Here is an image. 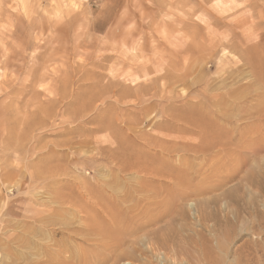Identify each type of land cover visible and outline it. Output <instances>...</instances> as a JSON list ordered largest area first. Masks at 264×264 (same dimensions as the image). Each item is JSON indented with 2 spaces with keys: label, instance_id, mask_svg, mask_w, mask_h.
<instances>
[{
  "label": "rangeland",
  "instance_id": "1",
  "mask_svg": "<svg viewBox=\"0 0 264 264\" xmlns=\"http://www.w3.org/2000/svg\"><path fill=\"white\" fill-rule=\"evenodd\" d=\"M263 85L264 0H0V219L9 226L0 236L39 230L60 206L77 238H96L114 215L99 191L120 182L137 201L182 206L177 222L188 232L212 239L218 230L222 264H264ZM203 106L236 139L215 162L185 160L182 150L204 141ZM87 242L78 255L88 245L97 254Z\"/></svg>",
  "mask_w": 264,
  "mask_h": 264
},
{
  "label": "bare ground",
  "instance_id": "2",
  "mask_svg": "<svg viewBox=\"0 0 264 264\" xmlns=\"http://www.w3.org/2000/svg\"><path fill=\"white\" fill-rule=\"evenodd\" d=\"M252 60H250V62ZM119 84H121V83H119ZM136 84L134 83V86ZM261 84H262V82H261ZM261 84H259V85L262 86ZM117 85L118 84H116V86ZM63 86H65V85L63 84ZM137 86H138V84H137ZM130 88L133 89L132 86H130ZM138 88L140 89V87H138ZM257 89H258V87H257ZM242 91H244V90H242ZM242 91L240 92L241 95H242V93L243 94L246 93V92L244 93ZM257 91H259V90H257ZM68 93H69V91H68ZM236 94H237L236 96H239L240 95L238 93V91H237ZM122 95H121V97H122ZM231 96H234V95L232 94ZM240 96H239V98H240ZM262 96H264V95H262ZM123 97H125V95H123ZM125 98H127V96ZM260 98H261V96H260ZM263 98H261V99H263ZM242 99H243V97H242ZM228 102H229L228 100H225V103L223 105H226V103H228ZM213 105H215V104H213ZM263 105H264V103L261 104L262 107H263ZM226 106H228V104ZM226 106H225V108H226ZM261 106H259V107H261ZM205 108L206 107H204V109ZM195 110H196V107H195ZM205 110H206V114H207V109H205ZM205 110H204V112H205ZM215 110L217 111V109H215ZM179 111H181V110H179ZM208 111H209V109H208ZM191 112H192V110H191ZM198 112H200V111H197L195 113H198ZM189 113L190 112H188V114ZM261 113H263V111L262 112H259V114H261ZM204 114H202L201 116H203ZM246 115H249V114H246ZM263 115L264 114H262V116ZM177 116H179V115H177ZM186 116H188V115H186ZM191 116H195V115H191ZM191 116L189 114V117L188 118H190ZM201 116H200V118H201ZM226 116L228 117L229 115H226ZM230 116H232V115H230ZM180 117H182V116H180ZM205 117L207 118L206 120H208L210 122L204 123V121H205L204 120L205 119L204 117L202 118L204 124L201 123L200 121H198V122H200L202 124L201 125L202 127L201 126L200 127L204 129L205 136H204V133H202L203 131L201 130L202 131L201 132L199 130V127L197 128V130H199L203 134V136L205 137L204 139L202 138V140H204V141L201 140L202 142L195 143V144H188V142H187V145H185L186 143L184 145H182L183 147L180 144L178 145V147H182L183 148L182 150L185 153L184 154V156H185L184 159L185 160H188V158L190 157V158H194V159H203V160L210 159V160H213V162H215L214 159H211L210 157H216V156H218V153H222L224 151H228V152H231V153L233 152L232 149H225V148H227V147L230 148V146L235 145L233 143H234V141L236 139L234 138V140H233V138L232 137H229V136L226 139V134L227 133H222L221 132L222 135L220 134L219 131H222V129L221 130L220 129L218 130V122H216V120H212L214 117L212 118V115L208 117V114ZM210 117L212 118L211 119L212 121L210 120ZM103 119L101 120L102 123L104 122ZM106 119H104V120H106ZM247 119H249V118H247ZM109 120L110 119L108 118V122H109ZM191 120H192V117L190 118V121ZM190 121H188L190 123V125L192 124V126L195 128L194 131H193V133L197 132L196 127L198 126V124H197V126H195L196 120H194L195 124L193 123V120H192V123ZM105 122L108 123L107 121H105ZM186 122H187V120H186ZM108 124H110V126H112L111 123H108ZM108 124H106V125L109 128L110 126H108ZM107 127H105V128H107ZM238 127H240V126H238ZM108 128H107V130H108ZM110 128H109V131L113 130V127L111 128V130H110ZM238 129H240V128H235V129L231 130V133L232 132L233 133H237ZM114 130H115V128H114ZM251 131H253V130H251ZM231 133L229 132L228 135H231ZM224 134H225V136H223ZM252 134H254V133H252ZM120 138H122V137H120ZM157 138L159 139V137H157ZM200 138H201V136H200ZM161 139L162 138H160V141L159 140L157 141L156 139L155 140L157 142L161 143ZM166 139H168V138H166ZM146 140H148V139H146ZM237 140H238V138H237ZM157 142H156V144L153 143L152 145L153 146L156 145V147H157ZM167 143H168V141L166 142V145H167ZM162 144H163V139H162ZM160 145H158V146H160ZM166 145H163V147L161 148L160 151H162L163 148H164V146H166ZM173 147L175 148V147H177V145L176 146H173ZM244 148L245 147H243V149ZM112 149H114V148H112ZM156 149H158V147ZM168 149L171 150V148H168ZM166 150L164 151V153L166 152ZM175 150H176V148H175ZM180 150H181V148L179 149V151ZM169 151L167 150V152H169ZM262 151H264V149ZM119 152L117 154H119ZM257 152H260L259 149H258ZM137 153H138V151H137ZM174 153H171L172 156H173ZM175 154H174V157H175ZM260 154H261V152H260ZM115 155L113 156L114 159L117 158V155L116 156ZM121 155H123V154H121ZM121 155H119L120 158H121ZM132 155L133 156H136L134 154H132ZM170 155L167 154L165 156L166 157L168 156V158H170L171 157ZM119 157L117 158V160L119 159ZM129 157H130V155H129ZM176 157H177V155H176ZM181 157H183V156H181ZM110 158H112V157H110ZM127 159H129V158L127 157ZM174 159H178V157L177 158H174ZM182 160H183V158H182ZM185 160H184V162L182 161L183 164L181 163V165H183L182 168L185 170L184 171V174L187 175L188 172L185 173L186 172V169L184 168V166L186 167V164H184L185 163ZM191 160L192 159H190V161ZM110 161H112V160H110ZM114 161H116V160H113L112 162L114 163ZM129 161H131V158H130ZM137 161H138V157H137ZM172 161H174V160H172ZM176 161H175V163H176ZM116 162H119V161H116ZM132 162H127V164H129V163L132 164ZM165 163H163V164H165ZM186 163H188V162H186ZM191 164L192 163H189L188 165H190V167H191ZM140 165H143V162ZM159 165H160V163H159ZM163 166H165V167H162V165H161L162 168H166L165 171H167V169L169 171V167H166V165H163ZM123 167H125V166H122V168L119 167V170L120 171H123L122 170ZM132 167H130V169ZM188 168H189V166H188ZM237 168L238 167L236 165V169ZM183 169H182V171H183ZM158 170H159V168H158ZM162 170L164 171V169H162ZM180 170H181V168H180ZM182 171H180L179 174H181ZM177 172H178V170H177ZM177 172H175L176 173L175 175H177ZM171 173L173 174L174 171L172 170L169 174H171ZM184 174H182V176H181L182 178L180 177V175H177V176L180 177L181 179H184L183 178ZM172 176L174 178V174ZM178 177H176V178H178ZM135 178L136 177L134 175L133 180ZM185 178L187 179V176ZM137 179L138 178H136V180ZM253 179H254V177H253ZM253 179L251 178V180L249 179V180H246V181H249L250 183L254 184L256 181H254ZM178 181L180 182V180H178ZM181 181H183V180H181ZM257 181H259V180H257ZM118 183L117 182H115V183L113 182L111 184H107L106 187H104V189H101L99 191V193H106V194H108L111 197V199L113 200V204L110 202L113 206H110V204H109V207H111V209L113 208V211L110 210L107 205L106 206H107V208L110 211H112L114 213V215H113V218L110 217L112 220H110L109 217H108V219L110 221H109V223L107 225L104 226L102 224V226H101L99 224L101 226V228L99 230H98V227L99 226L97 227L94 224L96 226V228H97L96 230H98V231L94 230L95 229L94 227L92 228V227L89 226V225H91V223L88 224V227L90 228V231H91V229H92V231L94 230V232L96 231L95 234H96V238L97 239L96 238H92L91 234H89V233L88 234H84L83 232H82L83 235L81 236L83 239L82 238L81 239L77 238V236H78L77 234H79L77 232H79V230L78 231L77 230H73L74 228H72V224L70 222H65V220L64 221L61 220V218H60L61 215L59 216L57 214L59 212V210L62 211V209H63V208H61L59 206L61 201H59L58 199H54V201L52 202V204L55 205V207H56V205L59 206L58 207V210H57V212L54 211V213L52 215L50 214L47 219L43 217L44 219H42V222L40 223L41 226H40V229L39 230L38 229H31L30 231L23 232L25 234H21V235L18 234L19 236L16 235L15 237L10 236L9 233L2 234L0 236V264H222L223 261H221V259L218 258V250L221 248L220 241H219V246H218V238H219V236L217 235V231L218 230L215 231L216 229L215 230L214 229L213 230L210 229V233H211L212 239H208V236H207V238L204 237V236H202L201 233L196 232V229H194V227L191 228L192 231L188 232V230L186 229L187 227H184V225L182 223H178L177 222L178 221V217L183 216V214H184V212H183L184 209L182 208V206H179V205L176 206L173 201L153 202V203H148L147 201H143V202L137 201L133 197V195H134L133 193H135L137 191V189L134 188L136 186L132 187L134 189H130V188L129 189H127V188L125 189L126 186L124 184L123 185L125 187H122V186H120V182H118ZM143 189H144V187H143ZM194 189H195V187L193 188V190ZM197 190H200V189H197ZM236 192H238V191H236ZM196 193L198 194V192H196ZM54 194L55 195L62 196V193L61 192H58V190ZM232 195L233 194H231L230 196L232 197ZM96 197H97V195H96ZM108 203H109V201H108ZM146 203L148 204V207H147L146 211H141L140 209H142V208L140 207V205L146 204ZM209 204H210V202H203L202 206H209ZM191 205L192 204H190V208L191 207L193 208V206L195 204H193L192 206ZM195 209H197V208L195 207ZM101 210H103V209H101ZM128 211H132V213H130ZM139 211H140V213H139ZM133 216H135L136 218H134ZM126 217L127 218L129 217L128 221H126ZM203 219H204V217L201 215V217H199V220H198L200 226H202L203 225V222L205 221V220L203 221ZM95 222L96 221H94L93 223H95ZM6 223H7L6 220L0 219V228L1 227L3 229L8 228L9 226ZM22 223H26V222H21V224ZM85 224L87 225V223H85ZM86 225H84V226H86ZM10 226H12V225H10ZM26 226H28V225L26 224ZM57 226H60L61 229L62 230H65V231L64 232H61L59 230L57 231L56 229H53V228H55ZM51 227H53V228L51 229ZM22 228H25V227L23 226ZM205 228H206V230H208L209 229V226L208 227H205ZM82 230L83 231L84 230L88 231L87 229H83V228H82ZM94 232H92V233L94 234ZM4 233H6V232H4ZM188 234H191V235H188ZM45 240H47L48 243L47 242H44ZM91 240H92V243H90V244H93V245L97 244V246H96L97 247V250H98L97 254L95 253L94 247H91V248L94 249L93 251H90V253L88 252L89 251L88 250V246L89 245L87 246V248L85 247L88 251L86 249H84V248L83 249L86 250L89 255L91 254V256H92V252L95 253V256L93 257V261H91L92 259H90L88 257H87L88 260L86 258L83 259V256L85 254L87 255L86 251L84 252L85 253L84 255H82L83 253L81 254V252H80V254L82 255V257H81V255H78L79 253L77 254V251L79 250L78 249L79 247L77 248V246H80V245H77V244L80 243V242H84V243L86 242V243H88L87 241L91 242ZM94 240H95L96 243L94 242ZM223 253H222V255H223ZM235 253H238V251L235 250ZM241 255H242V253H241ZM91 256H89V257H91ZM89 259H90V261H89Z\"/></svg>",
  "mask_w": 264,
  "mask_h": 264
}]
</instances>
